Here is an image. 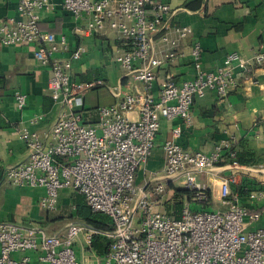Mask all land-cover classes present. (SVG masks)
Listing matches in <instances>:
<instances>
[{"label":"built area","instance_id":"obj_1","mask_svg":"<svg viewBox=\"0 0 264 264\" xmlns=\"http://www.w3.org/2000/svg\"><path fill=\"white\" fill-rule=\"evenodd\" d=\"M62 9L76 22L75 33L82 37L99 36L111 30L126 47L114 61L125 73L143 84L141 93L126 95L119 102L99 108V123L84 124L85 95L103 85L102 81L83 83L73 77L75 62L86 50L83 46L69 58L57 55L66 48L65 36L40 28L43 17L53 15L52 0H19L21 19H0L2 46H38L36 60L51 70L48 88L56 103L66 111L54 124L49 141L28 127L18 130L27 147V160L10 167L4 181L21 188L41 189L40 207L48 213L59 209L60 194L72 191L85 197L94 213L110 217L113 231L101 233L111 240L109 252L98 264H264V227L250 230L261 213L250 209L231 184L239 175L249 176L253 169L237 162L229 164L232 173L222 180L218 199L226 210L194 211L184 202L179 219L160 209L167 201L169 185L182 181L193 204L207 206L211 193L198 175L208 174L224 162L228 150L234 159L235 140L220 142L210 154L184 149L177 140L183 129L194 126L192 106L208 91L220 101L227 99L235 86L234 66L247 70L264 62V54L254 61L234 52L215 70L203 67V49L194 42L190 49L196 75L181 83L167 79L158 97L154 93L157 71L175 62L182 54L180 45L193 35L189 26L169 23L168 4L157 0H63ZM158 40L159 46L156 45ZM15 105L22 111L27 96L15 92ZM35 115L31 124L41 120ZM161 119L180 120L162 145L165 167L162 179L148 191L136 184L138 172L147 164L156 146ZM249 198L264 209V190L253 191ZM98 232L80 223L69 224L62 235H50L39 225L0 222V264H79L75 244L83 237L91 245ZM14 253L32 256L14 260Z\"/></svg>","mask_w":264,"mask_h":264},{"label":"crops","instance_id":"obj_2","mask_svg":"<svg viewBox=\"0 0 264 264\" xmlns=\"http://www.w3.org/2000/svg\"><path fill=\"white\" fill-rule=\"evenodd\" d=\"M168 4L172 14L171 25L189 26L193 35L180 45L182 56L175 62L163 65L154 83V93L158 97L164 82L172 78L181 83L196 75V67L190 54L194 42L202 46V62L206 70H215L225 64L228 54L237 52L254 61L258 54H264V0H157ZM19 0H0V19H21L18 13ZM57 6L53 15L40 21L44 32L65 36L66 48L58 57L69 58L73 51L83 46L86 50L82 59L74 63L73 77L83 83L102 81L103 85L90 90L85 95L83 109L84 124L96 126L99 123V108L115 104L126 95L141 93L143 84L134 76L125 73L114 61L115 54L126 49L114 32L82 38L75 33L77 24L86 25L87 18L76 22L73 16L62 9L63 0H52ZM159 46L158 40L156 43ZM38 46L18 44L2 46L0 42V222L9 221L22 224L49 227L56 213H48L40 207L43 190L10 186L4 181L5 172L12 166L24 163L28 152L18 130L28 127L39 132L47 142L51 130L66 111L63 103H56L51 97L48 82L51 70L42 66L35 58ZM235 86L226 100L220 101L216 92L208 91L203 98H197L192 106L194 126L183 129L178 144L192 152L210 154L215 146L228 139L235 140L256 154V164L249 176L239 175L235 188L251 178L264 185V62L254 64L247 70L234 66ZM27 96V105L19 111L15 105V92ZM41 116L36 124L30 120ZM182 126L181 121L161 119V128L156 146L147 164L138 172L136 184L146 190H153L162 179L165 158L163 143L171 138L172 130ZM232 173L229 164L219 165L208 174L198 175V180L207 184L211 193V205L215 211L220 206L218 193L222 180ZM171 186V187H170ZM182 186V181L170 183L172 187ZM72 191L60 194L59 206L69 203ZM173 197V195H172ZM173 199V198H172ZM243 203L261 213V219L250 227L255 230L264 227V209L249 197ZM163 201H171L169 193ZM174 202V201H173ZM59 217V216H58ZM61 217V214H60ZM57 219V218H56Z\"/></svg>","mask_w":264,"mask_h":264},{"label":"trees","instance_id":"obj_3","mask_svg":"<svg viewBox=\"0 0 264 264\" xmlns=\"http://www.w3.org/2000/svg\"><path fill=\"white\" fill-rule=\"evenodd\" d=\"M240 145V148L238 147V144L233 148V151L236 152V157L234 159L230 157V152L225 150V160L220 163V165L237 162L242 166H254L256 164V154L252 150L246 148L245 143L242 144L241 142ZM171 189L174 192L173 197L175 202L168 205L166 210L170 215L179 219L184 206L183 200L190 201L191 195L184 188L172 187ZM258 190H264V185L258 183L254 179L246 178L243 181V184L235 188V192H232L238 193L243 199L244 197H249L251 192ZM58 210L64 214H61V217L56 220L68 217L76 223L84 224L89 229L98 232L92 237L90 247L91 250L97 253L100 257H106L109 252L111 240L103 236L101 233L113 231V223L110 217L103 213H94L88 206L85 197L78 193H76V195H72L69 203L61 205V208L59 206ZM66 212L67 216H65Z\"/></svg>","mask_w":264,"mask_h":264},{"label":"rangeland","instance_id":"obj_4","mask_svg":"<svg viewBox=\"0 0 264 264\" xmlns=\"http://www.w3.org/2000/svg\"><path fill=\"white\" fill-rule=\"evenodd\" d=\"M177 188H182V186H179ZM172 195L174 196V192H171V193L169 192V198L171 199V201H167L164 205L161 204L160 209L162 210L165 209V211H167L166 210L167 206L175 202L174 197H172ZM183 201L190 202V207L194 211H208V212L215 211L214 205H211V204L207 206H203L201 204H193L191 200L190 201L183 200ZM60 214H64V213L59 212L58 215L53 216V218L54 217L60 218ZM65 216H67V212L65 213ZM56 218L50 222L52 225L49 224V227L44 228L46 232L50 235H55V234L62 235L65 233L69 224L76 223L74 220L69 219L68 217H64L58 220H56ZM79 242L80 243L75 244L76 258L79 264H98V263H103L105 261V257H100L97 253L91 250L90 246H87L86 244L84 245L82 236L80 237ZM29 256H32V254L31 253H14L12 255V258L14 260H20L23 257H29Z\"/></svg>","mask_w":264,"mask_h":264}]
</instances>
